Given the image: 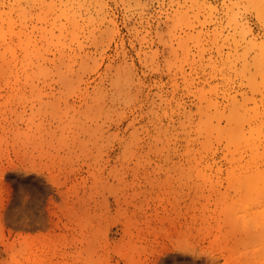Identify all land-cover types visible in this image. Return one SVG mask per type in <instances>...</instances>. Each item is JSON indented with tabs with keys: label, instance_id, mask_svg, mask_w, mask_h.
Segmentation results:
<instances>
[{
	"label": "rangeland",
	"instance_id": "374dc122",
	"mask_svg": "<svg viewBox=\"0 0 264 264\" xmlns=\"http://www.w3.org/2000/svg\"><path fill=\"white\" fill-rule=\"evenodd\" d=\"M0 264H264V0H0Z\"/></svg>",
	"mask_w": 264,
	"mask_h": 264
},
{
	"label": "bare ground",
	"instance_id": "6f19581e",
	"mask_svg": "<svg viewBox=\"0 0 264 264\" xmlns=\"http://www.w3.org/2000/svg\"><path fill=\"white\" fill-rule=\"evenodd\" d=\"M2 222V221H1Z\"/></svg>",
	"mask_w": 264,
	"mask_h": 264
}]
</instances>
